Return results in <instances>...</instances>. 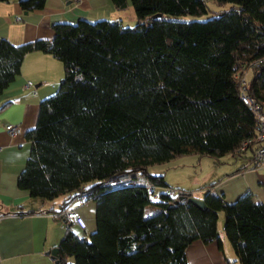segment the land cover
Wrapping results in <instances>:
<instances>
[{"label":"trees","instance_id":"1","mask_svg":"<svg viewBox=\"0 0 264 264\" xmlns=\"http://www.w3.org/2000/svg\"><path fill=\"white\" fill-rule=\"evenodd\" d=\"M18 1L30 13L47 0ZM110 1L126 10L127 0ZM207 1L131 0L133 28L83 19L54 24L52 41L0 42V94L25 54L63 62L59 90L39 103L37 126L25 135L32 152L17 185L34 200L62 196L57 210H38L58 219L68 203L93 199L97 224L88 240L66 226L54 264H188L193 240L222 248L220 211L237 260L264 264V204L251 192L230 203L206 191L201 209L188 200L192 189L149 171L190 153L242 156L238 170L264 164L256 161L257 116L241 99L245 88L264 112V0H211L232 9L202 22L177 18L207 14ZM126 173L143 181L107 184ZM24 209L0 216L36 212Z\"/></svg>","mask_w":264,"mask_h":264},{"label":"crops","instance_id":"2","mask_svg":"<svg viewBox=\"0 0 264 264\" xmlns=\"http://www.w3.org/2000/svg\"><path fill=\"white\" fill-rule=\"evenodd\" d=\"M19 4L18 0L0 2V42L8 41L18 46L34 40L52 41L54 24L76 23L83 19L93 23L108 20L121 12L110 0H47L41 10L30 13L24 12ZM119 21L124 25L122 18ZM63 77V62L49 53L34 51L24 55L18 77L0 94V209L12 211L19 204L24 210H36L24 215L0 216V264H54L50 251L54 246L58 247L64 237V221L58 219L55 212H44L53 207L57 210L63 198L57 202L34 200L28 190L17 185V178L32 152V144L25 135L37 126L39 103L59 90ZM28 82L33 86L27 87ZM12 124L20 126L21 131L10 137L5 129L6 125ZM245 164H228L226 173L212 174L210 183L217 181L214 185L203 184L201 190L215 192L230 203L239 195L251 192L256 201L264 204V164L238 170ZM155 175L164 176L162 170ZM195 197L203 198L202 195ZM34 205L38 208H33ZM67 206L76 210L84 223L83 226L72 225L71 230H75L77 236L90 237L97 224L94 200L77 199ZM41 209L44 210L38 212ZM218 230L222 248L217 241L207 244L193 240L185 251L188 264H241L219 225Z\"/></svg>","mask_w":264,"mask_h":264},{"label":"rangeland","instance_id":"3","mask_svg":"<svg viewBox=\"0 0 264 264\" xmlns=\"http://www.w3.org/2000/svg\"><path fill=\"white\" fill-rule=\"evenodd\" d=\"M127 3L128 4L126 10L125 9L121 10V12L118 15L112 17L114 19L110 18L109 20H111L112 22H118L122 18L124 22L123 26L128 28H133L138 24V21L136 19L135 10L131 6V0H127ZM207 6H209L207 14L201 16L182 15L177 18L180 20L185 19L187 21H195V20H200V22L207 21V19H209L210 17L212 18L214 16V13H217L219 11H228L232 9L233 4L223 3V2L217 3L215 1L208 0ZM238 162L242 163V162H246V160L243 159L242 156H239L238 158H234L228 154H226L225 157L218 160L206 156L205 157L191 156L189 154L181 158L178 157L171 162L168 163L165 162L162 165H156V166L152 165L149 168V171L150 174L151 173L156 174L159 172V170H162L164 174L163 177L166 179L167 182H169L170 186L172 187L178 186L186 190L192 189L195 195L203 196L206 194V191L201 190V186H203V184H207L213 181L212 178L213 173H217V175L218 173H226V169H228V164L230 165V163L234 164ZM134 180L137 182L141 180L143 181L141 176L135 178ZM61 198L62 196L55 198L56 202L60 201ZM33 208H38V206L34 205ZM218 217H219L218 220L219 229L222 230L224 234L225 217L223 211H220L218 213ZM73 232H75V230H73Z\"/></svg>","mask_w":264,"mask_h":264},{"label":"built area","instance_id":"4","mask_svg":"<svg viewBox=\"0 0 264 264\" xmlns=\"http://www.w3.org/2000/svg\"><path fill=\"white\" fill-rule=\"evenodd\" d=\"M27 87H32L33 83L28 82ZM243 94L241 95V99L243 104H245L246 106H249L253 113L255 114V116H257V120H256V127L257 128V132H256V141H258L261 144V147L259 148V150L256 152L257 153V157H256V161L257 162H262L264 160V112L259 110V106L258 104L255 103V101L252 99V97L249 96V93L246 92V89L243 88L242 89ZM20 126L16 125V124H12V125H6V133L10 136L13 137L14 135H17L20 133ZM249 145V142H245L244 145L242 146L241 152L244 151L247 146ZM134 176L131 175L130 173H126L125 175H122L120 177H115L114 179L110 180L107 182V184H114V183H130V184H135L134 181ZM149 192L154 193V187L153 185H150L148 187ZM172 192V191H170ZM84 195V193H82V196ZM61 218L64 220V224H66V226H72V225H82L83 226V220L81 215L74 209L69 208V206H65L63 212L60 214Z\"/></svg>","mask_w":264,"mask_h":264},{"label":"water","instance_id":"5","mask_svg":"<svg viewBox=\"0 0 264 264\" xmlns=\"http://www.w3.org/2000/svg\"><path fill=\"white\" fill-rule=\"evenodd\" d=\"M161 17V14H158L157 16H154L152 19L153 20H157ZM189 201L193 202V204L201 207L202 208H205L206 205H205V202L202 199H198L196 197H193V196H189L188 198ZM86 240H88V238H85ZM59 250L57 246H54V248H52V250L50 251V256L51 258L55 261V262H58V257H59Z\"/></svg>","mask_w":264,"mask_h":264}]
</instances>
